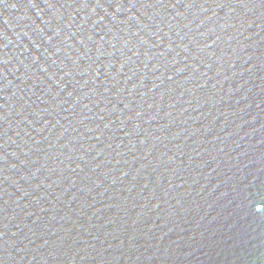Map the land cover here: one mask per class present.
I'll use <instances>...</instances> for the list:
<instances>
[{
  "label": "water",
  "instance_id": "1",
  "mask_svg": "<svg viewBox=\"0 0 264 264\" xmlns=\"http://www.w3.org/2000/svg\"><path fill=\"white\" fill-rule=\"evenodd\" d=\"M0 264H264V0H0Z\"/></svg>",
  "mask_w": 264,
  "mask_h": 264
}]
</instances>
